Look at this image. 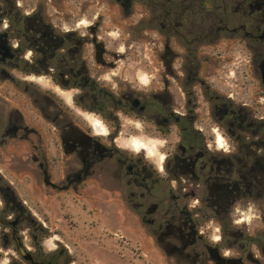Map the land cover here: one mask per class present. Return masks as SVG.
Here are the masks:
<instances>
[{
	"label": "flooded vegetation",
	"instance_id": "obj_1",
	"mask_svg": "<svg viewBox=\"0 0 264 264\" xmlns=\"http://www.w3.org/2000/svg\"><path fill=\"white\" fill-rule=\"evenodd\" d=\"M114 3L126 16L133 14L134 0ZM242 4L248 8L243 22L230 27L228 17L213 15L212 0H143L144 32L155 30L160 38L155 74L148 75L147 84L141 81L145 89L130 81L127 89L116 96L102 86L101 76L91 75L117 70L121 61L117 55L112 60L108 58L109 63L105 59L108 52L99 35L105 18L98 13L101 2L82 3L79 14L74 16L59 5H52V13L49 9L33 8V3L26 8L19 0H0V246L12 245L16 252L17 243L24 246L34 260L25 261L28 264H58L53 258L47 260L48 255L40 251L38 237L31 241L34 250L26 245L23 228L29 214L24 198L42 199V188L45 197L55 193L56 198L71 194L86 199L84 192L94 193L95 189L89 186V180L102 177L106 169H112L107 160L121 156L112 144L102 142L98 134L91 135L84 123L74 118L71 110L80 115L85 112L83 103L89 100L95 105L94 112L106 121H118L124 116L132 125L141 121L142 130L148 135L172 137L166 160L158 159L161 173L178 183L181 191H186L184 185L192 188V197L203 192L210 202L205 216L229 218L236 202L243 199L241 135L250 127H246L250 106L243 103L235 109L233 98L218 92L219 85L227 83L224 76L228 70L224 71V66H204L197 55L199 47H212L223 38L226 40V35L246 43L248 51L257 55L254 125L259 128L264 124V81L259 68L264 59V41L260 39L264 33V0H243ZM80 14L95 21H87L88 26L83 27L86 33L66 27L68 22L74 24ZM102 31L111 36L104 28ZM174 40L181 48L178 51L172 45ZM143 48L139 53L143 56L141 62L149 68L148 44ZM181 54L184 63L175 64ZM17 74L27 77L20 81ZM37 78L46 79V90L37 88ZM213 78L218 85L213 84ZM247 85L243 84L244 94ZM76 88L79 92L72 96L71 106L60 101L56 89L67 92ZM39 121L43 122L40 127ZM218 134L225 144L227 140L232 144L227 148L225 144L219 146ZM146 151L147 148L142 152L147 154ZM57 154L75 161H63L58 166L53 159ZM120 160L131 201L137 197L133 187L144 189L148 182L159 184L164 179L140 159L136 162L126 155ZM23 186L29 194H21ZM141 199H145L143 194ZM188 207H184L180 219L164 222L166 230L176 233L169 238L177 236L181 246L174 249L181 253L193 247L197 239ZM146 210L152 217L159 208L155 205ZM147 223L154 226L159 221L151 218ZM163 226L160 224L161 229ZM210 254L217 264H242L218 250H211Z\"/></svg>",
	"mask_w": 264,
	"mask_h": 264
},
{
	"label": "rangeland",
	"instance_id": "obj_2",
	"mask_svg": "<svg viewBox=\"0 0 264 264\" xmlns=\"http://www.w3.org/2000/svg\"><path fill=\"white\" fill-rule=\"evenodd\" d=\"M19 1L23 7L27 8L33 3V8L49 9L52 13H54L52 5H59L65 13H72L74 16L79 14L82 3L101 2L98 13L104 14L105 18L99 35L107 48L108 56L105 59L109 63L112 57L117 55L120 56L118 59L121 61L118 63L120 68L117 70L96 71L91 73L92 77L101 76L102 86L117 96L127 89L130 81H133V85H137L138 88L145 89L146 85L142 84L141 77L155 74L153 67H156L158 63L157 46L160 38L155 30L144 32L141 23L144 15L143 0H134L133 14L129 16L125 15L124 10L116 5L114 0ZM242 2L243 0H212L213 15L228 17L230 27H235L243 22L244 12L248 11L247 5ZM112 6L113 9H111ZM85 21L95 22L93 18L80 14L79 18L73 22L74 24L68 22L66 27L69 30L77 29L79 32L86 33L83 27H87L88 22L87 25H80ZM103 28L111 36L105 35ZM225 37L226 40L223 38L212 47H199L197 56L204 66L213 69L224 66V71L228 70L224 76L227 83L219 85L221 90L218 92L232 97L235 109L243 103L250 106L251 113L246 122V127H250L241 136L247 143L264 142V131L261 132L254 125L256 114L252 101L254 84H256L254 70L257 55L248 51L246 43L236 41L235 38L233 40L230 35ZM249 43L259 45L256 42ZM146 44L149 48V68L143 65L141 62L143 56L139 54ZM172 45L176 51L181 49L178 40L172 41ZM183 58L181 54V59L175 64H183ZM17 75L20 81L27 77L26 74ZM218 75L221 73L219 72ZM213 79V84L218 85L219 82ZM244 83H248L246 94L243 93ZM35 84L41 91L48 88L45 78H37ZM65 91L56 89L60 95V101L71 106V98L79 90L76 88ZM83 104L85 112L79 113L82 117L70 109L74 118L83 122L85 130L90 131L91 135L98 134L102 142L112 144L122 154L107 160L112 169H106V174L89 180V186H95V189L94 193L93 191L84 192V196L88 197L86 199L75 198L71 194L56 198L55 193L45 197L42 188H40L42 199L25 197L24 200L27 202L25 207L29 215L23 231L28 247L34 250L31 241L34 237H38L41 244L40 251L48 255L47 260L53 258L58 264H217L210 254L211 250H218L223 256L239 260L242 264H264V199L239 200L229 218L213 214L205 216L206 212L209 213L207 208L210 202L202 194L203 192L190 196L193 195L192 188L184 185L186 191H181V186L171 180L166 173H161V168H158L160 167L158 159L166 160L168 146H172L170 143L174 140L172 137L161 138L148 135L142 130L141 121H135V125H132L124 116H121L118 121H106L102 115L94 112L95 105L92 100L85 101ZM94 121H100L107 130V134L104 135L98 131L93 125ZM41 124L43 125V122L39 121L38 126L40 127ZM213 127L216 131L217 126ZM135 139L144 144L147 154L144 152L137 154L138 151L133 145ZM231 144L227 140L224 148ZM219 151L223 153V150L219 149ZM126 155L136 162L139 159L142 160L143 164L155 168L157 174L164 176L159 184L148 182L144 189L133 187L137 197L132 201L128 197L125 169L122 168L120 160V157ZM53 159L58 166L63 161L70 164L75 161V158H64L62 155L59 157V154L54 155ZM22 189L21 194H29L26 187L23 186ZM142 194L145 199H141ZM136 204H145L146 207L142 209ZM155 205L159 210L155 216L149 217L146 209ZM186 205L189 206L188 210L191 211V218L196 226L197 239L193 247L181 253L174 249V246H181L175 239L177 236L169 238L170 234L176 233L166 230L164 222L174 217L180 219ZM151 218H156L159 223L150 226L147 220ZM162 223L164 226L161 229ZM0 264L28 263L22 260L15 248L10 245L0 246Z\"/></svg>",
	"mask_w": 264,
	"mask_h": 264
},
{
	"label": "trees",
	"instance_id": "obj_3",
	"mask_svg": "<svg viewBox=\"0 0 264 264\" xmlns=\"http://www.w3.org/2000/svg\"><path fill=\"white\" fill-rule=\"evenodd\" d=\"M264 131V124L257 128ZM244 146V163L242 167V191L244 199L255 201L264 199V142L247 143Z\"/></svg>",
	"mask_w": 264,
	"mask_h": 264
},
{
	"label": "bare ground",
	"instance_id": "obj_4",
	"mask_svg": "<svg viewBox=\"0 0 264 264\" xmlns=\"http://www.w3.org/2000/svg\"><path fill=\"white\" fill-rule=\"evenodd\" d=\"M80 25L84 26V25H87V22H82L80 23ZM141 81L145 84L148 83L149 81V76L148 75H144L142 78H141ZM94 127L100 131L102 134H107V130L105 129L104 125L100 122V121H94L93 123ZM218 144L219 146L223 147L224 146V138L221 134H218ZM134 147L137 149L138 152H142L143 150L146 149V147L144 146V144L140 143L139 140L135 139L134 140Z\"/></svg>",
	"mask_w": 264,
	"mask_h": 264
},
{
	"label": "water",
	"instance_id": "obj_5",
	"mask_svg": "<svg viewBox=\"0 0 264 264\" xmlns=\"http://www.w3.org/2000/svg\"><path fill=\"white\" fill-rule=\"evenodd\" d=\"M260 39L264 41V33L260 36ZM259 68L262 74V79L264 81V59L261 61ZM17 252L20 254L24 261L34 263L31 253L28 252V250L19 243H17Z\"/></svg>",
	"mask_w": 264,
	"mask_h": 264
}]
</instances>
